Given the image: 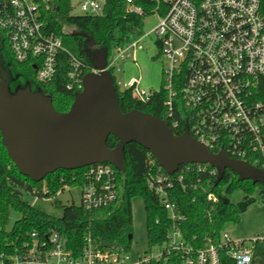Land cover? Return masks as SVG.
Segmentation results:
<instances>
[{
    "label": "built area",
    "instance_id": "2783aa9c",
    "mask_svg": "<svg viewBox=\"0 0 264 264\" xmlns=\"http://www.w3.org/2000/svg\"><path fill=\"white\" fill-rule=\"evenodd\" d=\"M70 1L73 12H80L78 16L103 14L105 0ZM150 1L155 4L153 14L160 21L153 33L158 36L162 55L170 65L164 70L163 89L168 93L166 116L173 128L180 126L174 120V100L181 95L191 111L186 119L192 137L209 151H223L231 159L246 162L255 155L261 156L264 168V102L254 99V91L264 77L262 0ZM128 3L132 12L143 14L132 0ZM0 33L19 64L33 63L41 84L53 81L60 54L67 53L69 88L82 92L84 64L64 48L60 37L45 31L35 0H0ZM145 37L114 47L116 56L111 55L106 68L113 77L115 71H120L118 61L129 57L136 61ZM91 72L98 73L95 69ZM179 87L181 92L177 90ZM127 89L142 103L150 101L154 94L142 91L140 80H132ZM203 166L184 165L170 175L158 165L149 173V190L158 198L168 219L164 240L152 244L137 259L123 246L96 247L90 234L85 238V246L77 251L69 238L58 231H32L23 239L18 236L6 240L0 264H226L225 258L233 264H253L256 244L264 243V236L235 241L224 231L218 239L208 238L204 243L188 239L183 228L186 218L173 199L175 186L183 183L185 174L206 172ZM82 178L81 205L87 213L117 201L119 187L112 165L86 167ZM44 193H48L46 189ZM33 197L36 201L51 200L40 198L36 190ZM209 199L217 201L214 195ZM156 224L162 222L158 219ZM12 231L13 228L6 229L9 234Z\"/></svg>",
    "mask_w": 264,
    "mask_h": 264
},
{
    "label": "trees",
    "instance_id": "16d2710c",
    "mask_svg": "<svg viewBox=\"0 0 264 264\" xmlns=\"http://www.w3.org/2000/svg\"><path fill=\"white\" fill-rule=\"evenodd\" d=\"M35 1L40 8L45 31L62 39L64 48L84 64L85 75L94 69L91 59L94 53L106 51L108 62L116 45L127 42L133 35L142 34L145 17L153 15L155 9V4L150 0H132L135 7L142 9L143 14L140 15L131 11L128 0H105L103 14L90 17L73 15L70 0ZM261 13L264 17V0L261 1ZM0 65L8 73L11 94L30 87L32 92L50 98L54 108L60 113L69 112L76 95L81 93L69 88L70 66L65 52L60 54L58 70L53 81L41 84L37 81V71L33 63L19 64L6 38L0 33ZM113 80L123 113L140 111L155 116L169 124L175 137L183 135L186 129L190 130V122L186 116L190 115L191 111L185 106L181 95L174 100V120H178L180 126L173 128L168 120L165 107L168 93L163 89L164 83L162 89L155 92L150 101L142 103L133 98L132 90L121 91L114 77ZM181 88L177 90L181 92ZM254 99L264 102V77L254 91ZM118 143L119 141L111 136L107 145L115 149ZM213 153L218 154V151ZM123 160L124 169L119 171L115 168L119 187L116 202L92 214L87 213L82 205H71L64 207L61 218L52 217L26 202L21 192L33 195L36 190L40 198L53 199L66 187L82 188V175L86 168L57 171L47 176L44 181L34 182L21 175L15 167L3 145L0 133V252L5 249L7 239L18 236L23 239L32 231H58L69 238L72 247L77 251L85 246V238L89 234L95 246L100 249L116 246L130 249L129 237H133L132 200L136 197L142 198L145 203L150 245L161 243L165 238L167 213L160 206L158 198L149 190L148 183L149 173L158 168V163L150 151L137 143L125 146ZM246 162L264 170L261 156L255 155ZM203 167L206 169L204 173L196 171L184 175L183 183L175 186L173 198L179 205V213L186 218L183 228L188 239L200 243L206 242L208 238L218 239L228 224L238 222L240 215L257 202L256 194L264 199L262 185H254L251 181L239 182L237 175L230 170L226 171L224 178L217 185V170L211 165ZM73 176L77 178L74 179ZM240 190L245 193L244 199L238 205H233L229 197ZM210 195H214L217 201H211ZM226 200H229V203ZM56 206L63 207L58 202ZM12 211L19 213L22 218L15 223L12 233L9 234L6 229ZM158 219L162 225L156 224ZM224 263L233 264L228 258L224 259ZM253 264H264V243L256 244Z\"/></svg>",
    "mask_w": 264,
    "mask_h": 264
},
{
    "label": "water",
    "instance_id": "95a60500",
    "mask_svg": "<svg viewBox=\"0 0 264 264\" xmlns=\"http://www.w3.org/2000/svg\"><path fill=\"white\" fill-rule=\"evenodd\" d=\"M91 59L98 73L85 75L83 90L67 113L58 112L50 98L30 87L11 94L8 73L0 65V133L21 175L41 182L57 171L96 164H110L122 171L125 146L137 143L170 175L184 165H211L217 170V185L230 170L239 182L264 187V170L231 159L223 151H209L188 129L175 137L169 124L155 116L140 111L123 113L113 76L106 70V51L94 53ZM111 136L119 141L115 149L107 145Z\"/></svg>",
    "mask_w": 264,
    "mask_h": 264
},
{
    "label": "rangeland",
    "instance_id": "374dc122",
    "mask_svg": "<svg viewBox=\"0 0 264 264\" xmlns=\"http://www.w3.org/2000/svg\"><path fill=\"white\" fill-rule=\"evenodd\" d=\"M73 15L78 16L80 12L75 10ZM159 22V16L156 14L145 17L142 34L130 37V41H137L147 35L141 42L143 49L137 52L136 61L132 57L118 61L117 67L120 71H115L113 75L121 91L126 90L128 83L132 80H140V89L148 93L159 92L162 89L164 70L168 69L170 65L162 55L158 44V36L153 33ZM115 56L116 53L113 51L112 57ZM21 193L23 199L34 208L57 218L63 216L64 207L71 205L81 206L82 203L81 187H66L63 193L58 194L49 201H36L33 195L25 191ZM244 196L245 193L240 190L230 195L229 200L233 205H238L244 199ZM255 196L257 202L240 215L238 222L230 223L225 227L224 231L230 235L231 239L235 241H250L255 237L264 236V199L257 194ZM57 202L63 207L58 208L56 206ZM21 218L19 213L12 211L9 216L8 229L11 230ZM132 221L133 239L131 240L130 253L133 259H137L151 248L147 230V210L144 200L140 197L132 200Z\"/></svg>",
    "mask_w": 264,
    "mask_h": 264
}]
</instances>
